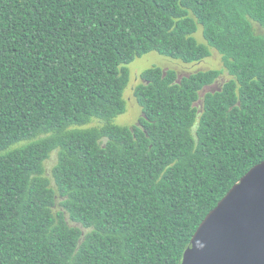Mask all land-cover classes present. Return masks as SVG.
Returning a JSON list of instances; mask_svg holds the SVG:
<instances>
[{"label": "trees", "instance_id": "obj_1", "mask_svg": "<svg viewBox=\"0 0 264 264\" xmlns=\"http://www.w3.org/2000/svg\"><path fill=\"white\" fill-rule=\"evenodd\" d=\"M211 47L232 77L201 106L224 69L155 65L134 92L143 115L115 122L129 63ZM262 160L264 0H0V264H180Z\"/></svg>", "mask_w": 264, "mask_h": 264}, {"label": "water", "instance_id": "obj_2", "mask_svg": "<svg viewBox=\"0 0 264 264\" xmlns=\"http://www.w3.org/2000/svg\"><path fill=\"white\" fill-rule=\"evenodd\" d=\"M180 264H264V160L205 216Z\"/></svg>", "mask_w": 264, "mask_h": 264}, {"label": "rangeland", "instance_id": "obj_3", "mask_svg": "<svg viewBox=\"0 0 264 264\" xmlns=\"http://www.w3.org/2000/svg\"><path fill=\"white\" fill-rule=\"evenodd\" d=\"M194 36L198 39L199 42L207 44L203 36L202 26L199 24L198 31L194 34ZM210 47V46H209ZM211 55L197 62L192 63H184L181 60L170 58L164 56L156 51H151L143 56L137 57L134 61L128 64L130 70V81L128 86L124 92V99L126 101V111L117 116L115 122L121 125H132L138 122V119L143 115L142 108L139 105L137 98L135 96V88L136 86L142 82L141 73L146 68L152 66H160L164 69L173 68L178 72L179 77L184 75H188L198 70H208L212 68L216 69H224V71L220 74L217 80L211 84L205 86L200 92V99L197 102V105H202V98L206 92L215 91L222 87V85L229 80L232 76L229 72L224 68V62L222 59V54L211 47ZM98 120H94L89 125L98 124ZM57 151L52 152L51 156L45 161V174L51 180V185L56 187L55 180L52 174V169L57 162ZM60 197L58 196L56 210L61 209L59 205ZM73 225H79L78 223H73Z\"/></svg>", "mask_w": 264, "mask_h": 264}]
</instances>
